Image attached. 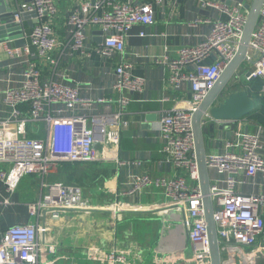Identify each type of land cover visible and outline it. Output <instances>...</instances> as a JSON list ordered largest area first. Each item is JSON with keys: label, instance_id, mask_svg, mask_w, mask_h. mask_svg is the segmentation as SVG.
<instances>
[{"label": "built area", "instance_id": "obj_1", "mask_svg": "<svg viewBox=\"0 0 264 264\" xmlns=\"http://www.w3.org/2000/svg\"><path fill=\"white\" fill-rule=\"evenodd\" d=\"M165 1L79 0L80 6L65 16L69 36L62 44L74 52L92 56L96 50L88 46L86 31L89 26L96 25L102 31V45L98 51L105 56L115 53L125 56L132 27L155 24V4ZM59 2L19 0L14 20L21 24L26 16L34 20L29 34L31 43L0 42V62L6 57L12 61L11 64L16 62L25 66L18 83L4 91L7 114L0 118V186H5L10 194L15 192L23 176L45 175L62 162L111 159L120 162L121 132L128 124L124 114L132 100L125 91L142 92L145 88V78L134 74L132 64L125 59L115 69L113 88L121 92L117 99L86 96L77 84L45 77L43 65L36 63L32 56L38 54L44 62L58 63L55 51L59 37L52 18L59 12ZM199 2L221 13L215 18L196 19V22L210 23L205 38L195 45L181 46L170 60L165 57L156 60L168 64L171 87L180 89L183 83L188 82L191 89V99L185 107H174L164 112L160 119L163 151L166 159L174 164L176 173L173 177L132 173L127 181V192H140L148 185L160 188L167 200L181 212V220L193 248L191 259L194 264H212L193 116L235 56L249 11L242 1L235 2L233 6L217 0ZM244 62L248 66H241L242 75L247 70L251 71L246 80L249 77L264 79V1ZM115 101L117 110H97V105L111 107ZM245 118L222 121L231 127L230 136L224 141L225 149L207 152L210 193L221 245L236 243L264 251V244L257 242V236L264 231V192L240 189V184L247 182V178L258 174L264 178V125L258 123L255 129H249ZM210 120V117H205L204 125L207 126ZM34 124L43 125L42 134H30ZM41 125L36 129L41 130ZM42 185L44 191L41 196L27 202L28 213L30 217L36 216V220L0 227V264H55L56 258L51 255L56 252V246L43 236L48 229L44 222L46 218H59L66 210L96 207L76 184L52 180L43 181ZM3 202L10 203L9 196L4 197ZM113 206H117V211L124 207L121 204ZM94 255L90 252V256ZM105 259L109 264H132L126 254L117 249L109 252ZM71 264L77 262L72 261Z\"/></svg>", "mask_w": 264, "mask_h": 264}, {"label": "crops", "instance_id": "obj_2", "mask_svg": "<svg viewBox=\"0 0 264 264\" xmlns=\"http://www.w3.org/2000/svg\"><path fill=\"white\" fill-rule=\"evenodd\" d=\"M18 1L11 0L13 8L17 7ZM217 1L233 6L237 1L246 4L251 0ZM59 3V12L52 18L59 37L55 51L58 63L44 62L38 54L32 56L36 63L43 65L45 77L77 84L86 96H112L117 99L121 92L113 88L115 69L125 59L132 64L134 74L145 78V88L142 92L125 91L132 100L124 114L128 124L121 132L120 162L113 159L70 164L62 162L45 175L23 176L12 194L1 185L0 227L32 221L27 202L41 196L43 181L62 180L80 186L84 196L96 207L66 210L59 218H46L44 222L48 229L43 236L48 243L56 246V252L52 254L56 258L55 264H71L72 261L77 264H109L105 258L114 249L124 252L132 264H194L191 259L192 244L176 205L154 185H148L140 192L128 193L127 181L132 173H148L153 177L175 175L176 168L166 159L163 151L160 119L164 112L174 107H185L191 99V89L188 82L183 83L180 89L171 87L168 83V64L156 60L163 57L170 60L181 46L195 45L203 40L211 26L208 22H196V19L215 18L221 13L214 7L202 6L199 0H166L155 4V24H136L132 27L125 56L120 53L105 56L99 52L102 45V40H97L100 38L99 28L89 26L87 44L96 51L92 56H86L62 44L69 36L65 16L80 6L79 0H60ZM33 24L34 20L26 16L22 24L25 36L10 40L11 43H31L29 34ZM11 63L6 57L0 62V118L7 114L4 91L18 83L25 68L22 63ZM97 110L115 111L116 101L111 107L99 104ZM245 119L248 121L246 127L255 129L258 123L248 117ZM216 128L208 141L207 152L223 151L224 141L230 136L229 125ZM42 131L33 128L30 134H42ZM23 184H28L23 187L25 189ZM240 189L244 192H264L263 176L258 174L247 178V182L240 184ZM7 196L10 203L5 204L3 200ZM114 204L124 207L117 211ZM257 242L264 244V231L257 236ZM90 252L95 255L90 256ZM261 252L257 247L223 244V264H250L255 262L256 256H261Z\"/></svg>", "mask_w": 264, "mask_h": 264}, {"label": "water", "instance_id": "obj_3", "mask_svg": "<svg viewBox=\"0 0 264 264\" xmlns=\"http://www.w3.org/2000/svg\"><path fill=\"white\" fill-rule=\"evenodd\" d=\"M263 1L251 0L245 4L249 13L238 50L233 59L224 68L213 88L199 104L193 116L195 150L208 224L212 264H223V258L222 245L214 219L215 206L210 193V171L206 162L208 141L214 135L217 126L222 127L228 125L227 122L222 121L243 118L256 107L255 98L250 94L247 87L243 85L237 86L229 92H227V89L231 84H234L235 78H238L239 81H244L243 78L251 74L250 70H247L244 76L242 74L240 75V72L249 49L252 32L257 24ZM15 12L16 9L13 8L11 0H0V42L14 40L24 35L23 25L14 20ZM98 32L100 34L102 33L101 30H98ZM97 40L101 41L102 36L97 38ZM240 76H243L242 79ZM249 80H253V78L249 77ZM205 117L211 118L207 126L203 123ZM261 253V256H256L255 262L250 264H264V251Z\"/></svg>", "mask_w": 264, "mask_h": 264}, {"label": "trees", "instance_id": "obj_4", "mask_svg": "<svg viewBox=\"0 0 264 264\" xmlns=\"http://www.w3.org/2000/svg\"><path fill=\"white\" fill-rule=\"evenodd\" d=\"M251 89L248 88L250 94L255 98L256 107L255 109L247 114L245 117L250 118L253 122L260 123L264 125V79L255 78L249 80ZM70 164L73 162H63Z\"/></svg>", "mask_w": 264, "mask_h": 264}, {"label": "rangeland", "instance_id": "obj_5", "mask_svg": "<svg viewBox=\"0 0 264 264\" xmlns=\"http://www.w3.org/2000/svg\"><path fill=\"white\" fill-rule=\"evenodd\" d=\"M247 66H248V64H247L246 62H243V63H242V67H243V68H245V67H247ZM241 74H242V68H241L240 75H241ZM240 77H241V79H242L243 76H240ZM243 79H244V81H239L238 78H235V79H234V84H231V86L228 87L227 92H229L230 90L236 88L237 86H241V85L247 87V89H248V88L251 89V86H250L249 80H246L245 78H243ZM236 80H237V81H236ZM39 125H41V124H39ZM39 125H38V124H34L33 127H35V128L38 129V126H39ZM41 127H42L41 131H42V130H43V125H41ZM26 185H28V184H23V185H22V188L25 187ZM23 189H25V188H23ZM24 191H25V190H24ZM31 220H32V221H35V220H36V216H32V217H31ZM110 222H111V218H110V220L108 221V223H110ZM54 256H55V255H52V257H54Z\"/></svg>", "mask_w": 264, "mask_h": 264}]
</instances>
